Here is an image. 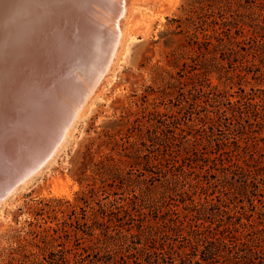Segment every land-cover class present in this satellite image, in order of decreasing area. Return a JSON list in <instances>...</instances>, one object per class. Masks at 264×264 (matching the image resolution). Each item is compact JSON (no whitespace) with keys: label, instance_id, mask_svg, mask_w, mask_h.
<instances>
[{"label":"rangeland","instance_id":"374dc122","mask_svg":"<svg viewBox=\"0 0 264 264\" xmlns=\"http://www.w3.org/2000/svg\"><path fill=\"white\" fill-rule=\"evenodd\" d=\"M135 1L128 0L131 12L127 14L123 27L126 37L118 49L117 59L111 65L108 80L105 79L101 85L104 86L102 94L91 96L86 115L75 119L69 136L62 140L55 156L42 162L39 172L29 176V183L10 195L5 200L7 202L0 204V264H90L97 258L106 262L109 254L120 262L121 257L131 254L132 250L135 253L134 248L141 250L146 247L145 239L144 244H140L137 238L131 237L138 233L140 220L144 221V225L161 224L159 244L165 250L150 249L148 254L140 252L139 262L182 264L178 252H190V243L186 232L167 233L162 221L158 220L168 209L178 210L182 214L180 220L186 225L189 222L184 218L186 214L198 216L199 223L206 226L216 227L227 222L238 225V219L230 218L235 205L239 206L238 209L245 205L251 220L264 218V173L257 180L240 178L242 175L234 177L232 173L229 178H223V171L214 170L212 163L205 160L193 163L192 167L184 166L183 171L179 169L176 172L179 178H173L171 174L166 178L164 167L165 158H170L172 154L177 156L195 148L211 152V145H232L234 142L240 144L241 150L232 153V158H236L237 154L246 158L255 154L264 162V77L255 79L260 72L253 67L256 64L264 71V54L260 48V44L264 43V0H249L248 3L247 0ZM208 5L214 6L215 12L220 10L227 16L233 13L236 16L233 22L238 24L239 29L245 33L252 30L258 32V42L251 41L247 45L248 52L233 56L236 61L231 63L225 42L219 45L214 40L219 47L213 54L215 59L208 63L213 64L211 73L203 76L205 67H210L204 65L206 58L202 57L197 60V69L193 74L181 73L183 62L194 52L189 46L188 29L178 27L181 20L188 16L196 17V11L204 15L209 11ZM92 14L89 22L95 19L100 20L96 25H105L100 35L95 36L98 42H94V47L98 48L95 47L94 51L90 48L92 52L89 50L85 66L81 65V60L74 61L79 63L75 68L79 67L80 71L76 75L77 70H71L69 74L75 72V75L66 77L62 89L70 87L73 81L81 82L88 76L92 77L90 75L100 66L111 47V38H108L111 17L100 15V12L95 14V11ZM144 18L151 19L152 26ZM141 20L146 23L145 26L141 24L143 27L139 25L143 22ZM204 28L208 34L214 35L218 26L208 23ZM232 30L235 37L242 39L236 28ZM190 31L193 32L192 29ZM87 34L92 37L94 33L88 31ZM199 37L202 39L201 34ZM241 73L245 78L237 77ZM7 85L0 83L3 88ZM240 87L251 93V97L262 107L260 116L250 113L251 108L248 104L244 105L245 102L241 107L245 112L243 119L232 116L229 110L235 106L230 101L238 99L240 94L235 92ZM217 91H230L234 96L218 98ZM6 93L9 99L15 97L14 92ZM217 99L221 100V104ZM14 102V109L13 105H9L13 112L6 115L13 117L14 121L13 118L11 122L7 120V128H10L0 135L2 139L9 137L6 133L14 131L16 117H19V114L15 117L18 101L15 99ZM1 115L4 116L3 111ZM211 117L215 118L214 125H209ZM2 124L0 120V127ZM35 132V129L29 132L32 145L43 140L42 132H36L38 136ZM247 145L250 150L244 149ZM51 154L53 152L46 159ZM225 159L228 157L225 156ZM60 174L69 179L68 185L61 187L54 182ZM254 181L260 185L258 195L251 193ZM246 186L249 196L243 191ZM93 189V194L85 199V193ZM0 192H3L2 188ZM181 194H185L184 203ZM148 195L154 196L155 205L149 201L146 204L142 202V196ZM136 196L139 199L136 200ZM131 199L138 202L137 209L127 208ZM201 203L206 205V211L199 210ZM260 211L262 214H259ZM166 217L179 220L173 214H166ZM242 221L247 222L246 218ZM238 227L244 231L242 226ZM257 236L260 240L264 239V233ZM243 242H246L245 238ZM232 243L229 242V251L223 249V255H232L235 261L242 262L245 260L242 256L249 254L250 249L257 250L256 246L244 245L234 249ZM90 245L95 249H90L88 255L85 248ZM204 248L200 247L196 259L202 261ZM83 254L85 260L82 262ZM215 257L211 260L213 264L223 260L220 256ZM105 262L103 264H113ZM256 262L264 264V259ZM129 263L135 264L134 259H129Z\"/></svg>","mask_w":264,"mask_h":264},{"label":"bare ground","instance_id":"6f19581e","mask_svg":"<svg viewBox=\"0 0 264 264\" xmlns=\"http://www.w3.org/2000/svg\"><path fill=\"white\" fill-rule=\"evenodd\" d=\"M129 2L128 0H0V83L8 84L5 88L2 87L3 85L0 86L2 87L0 88V98H2L0 114L2 111L4 113V116H0L3 122L0 135L2 136L4 131L10 128H7V125L13 117L7 116L9 112H13L11 109L14 107L15 99L18 101V105L15 106L17 108L15 117L18 114L19 117H16L18 119L13 126L14 131L10 130L11 133L6 134L17 136L15 134L23 129L29 130L28 133L33 129L36 132H42L40 127L41 125L44 127L41 141L44 151L42 156L23 177L11 183L12 185L7 189H3L2 193L0 192V204L7 202L5 200L10 195L28 184V179L31 178L29 176L39 172L42 162L50 161L55 156L61 143L69 136L75 119H81L86 115L91 96L94 94V97H99L102 94L104 86L101 85L105 79L108 80L111 65L117 59L118 49L126 37L123 27H125L127 14L131 12H129ZM94 11L95 14L99 12L100 15L105 14V17L107 14V17L110 16L112 19L111 24L108 23L111 47L107 50L105 58L102 50L104 59L102 58L103 62L93 71L95 75L90 71L92 77L87 75L88 78L82 80L83 82L76 80L70 83V87L62 89L60 82L63 83L66 77H74L80 71L79 67L75 68L79 66V63L74 61L81 60V63L83 62L81 65H86L90 48L94 51L96 47L94 42L98 38L95 40V36H99L105 26L96 25V22L100 20L94 19L95 23L89 22L91 20L89 16L92 13L94 15ZM151 19H146L149 24L152 23L149 21ZM141 24L146 25L144 21L139 22V25ZM88 31H93L92 37H88ZM101 47L99 46L100 49ZM94 55L93 52V57ZM93 57L92 59L95 60ZM74 68L77 73L69 74ZM83 74L86 75L87 72ZM98 87L100 88L97 89ZM6 91L14 92L15 97L9 99ZM2 94H6V99ZM9 105H13L12 108ZM30 135L31 133L29 137ZM59 136H61L60 140ZM34 138H36L35 135ZM6 139L0 137V146ZM29 141L31 144L32 141ZM51 152L53 154L46 159ZM54 182L61 187L70 183L69 179L62 174L54 178Z\"/></svg>","mask_w":264,"mask_h":264},{"label":"trees","instance_id":"16d2710c","mask_svg":"<svg viewBox=\"0 0 264 264\" xmlns=\"http://www.w3.org/2000/svg\"><path fill=\"white\" fill-rule=\"evenodd\" d=\"M249 0H247V3ZM209 8L204 15L203 13H198L196 11V17L188 16L184 20H181L182 23L178 28L186 27L188 29L187 33L189 38V46L192 48L193 54H190L186 60L183 62L181 67V73L182 72H188L193 74V72L197 69L196 68V62L197 60L202 57L206 58L204 65H209V60L215 59L213 57V54L217 51V48L219 47L216 43H214V40L218 41L219 45L224 43L226 44L227 48V54L229 57V61L232 63L236 60H233L236 55L244 54L248 52L247 45L251 41L258 42L256 39V36L258 35V32L255 30L248 31L247 33L244 32V30H241L238 28V24L233 22V20L236 19V16L231 13L229 16L227 14L221 12H215L213 10L212 5H208ZM222 9V8H219ZM220 19V20H219ZM209 20H211L209 22ZM218 20L220 22H218ZM208 23H212L216 26H218L217 29H214V35L208 34L206 28H204L205 25ZM233 28H236V32L238 33V36L241 35L242 39H238V37H235L233 35ZM264 30V27H262ZM190 29L193 30V32L190 31ZM202 35V39H200L199 35ZM226 37V38H225ZM260 48L263 50L264 54V43L260 44ZM212 55V56H211ZM209 58V59H208ZM211 58V59H210ZM229 62V63H230ZM264 63V62H263ZM211 65L209 67H205L203 76H208L211 73ZM254 68L258 72H260L259 76L254 77L255 79H262L264 77V71L261 70L259 66H256V64L253 65ZM247 72V70H242V72ZM195 76H200L198 74H195ZM237 77L239 78H245L244 75L238 74ZM193 78V75L191 76V79ZM216 90V88H215ZM256 91V90H255ZM235 94H240L238 96V99L234 102L230 101V104L235 106L234 108H231L229 111H231L232 116L235 118L239 117L241 120L244 117L245 112L242 111V103L245 102L244 105L248 104L250 113L255 114V116H260L262 114L261 106L258 102L255 101L254 98L251 97V93H248L244 88L240 87ZM234 96V94H231L230 91H217L216 96L219 98H228L227 96ZM229 100V99H228ZM245 100V101H244ZM217 102H220L221 100L217 99ZM209 125L215 124V118H209ZM211 144V143H210ZM212 150L211 152L205 151L206 149H199L195 148L193 151L185 150L184 152L178 154L177 156L171 155L170 158H165V177L169 178V174L173 175V178H179L176 174V172L181 169L184 170V166H191L194 164H198L200 161H208L212 163L214 170H222L223 171V178H229L230 173L232 175L238 176L242 175L240 178H253L257 180L260 176H263L264 173V162L260 160V158H257L255 154H251L250 158H246L245 156H242L241 154H237L236 158H232V153L241 150V146L238 142H234L232 145H228L225 143H218L216 145H211ZM249 145L247 147H244V149L250 150ZM243 149V148H242ZM261 152V151H259ZM225 156L228 157V159H225ZM174 160V162H172ZM211 171V169L209 170ZM233 177V178H234ZM253 190L252 195H258L261 192L259 182L254 181L253 183ZM244 194L249 196L248 186H246L244 189ZM94 189L90 190L88 193H85V199L89 194H93ZM186 194V193H185ZM185 194H181L180 197L183 199V203L186 202V199L184 197ZM188 195V193H187ZM135 199H139V196L135 197ZM135 199H131V202L127 204V208L137 209V206L139 205L138 202H135ZM142 202L146 204L145 202H153V204L156 202V199L154 196H142ZM214 201V200H213ZM212 205L219 208L217 204L213 203ZM209 203V202H207ZM155 205V204H154ZM199 210L206 211L207 207L205 204H200ZM124 208V206H122ZM239 206H234V213L230 218L238 219L240 223L238 225L242 226L244 228V231H241L236 223L227 222L224 224H219L216 227L212 226H206L204 223H199V218L196 215H184V218L188 219L189 222L186 225L185 222H182L180 220L182 214L173 208L168 209V211L163 213L161 216L158 217V220L162 221L163 227L167 230L166 232L170 231H180V232H186L187 236L186 239L190 243V252L182 250L181 252H178V254L181 257V263L182 264H203L202 261H205L209 264L211 263V260L215 259V256H220L221 260L215 261L214 264H257L256 260L258 259H264V239L260 240L258 238V234L264 233V218H259L258 220H251V216L248 214V211L246 209L245 205H241L240 209H238ZM254 208L256 206L254 205ZM127 209V210H129ZM262 211V210H261ZM259 212V214L261 213ZM141 214L147 215L145 212L140 211ZM104 213V212H103ZM167 215H175L178 217V221H176L173 218H167ZM262 214V213H261ZM246 218L247 222H243L242 219ZM144 221L140 220V223L137 225L138 233L132 234V238H137L139 240L140 244L143 243V239L146 240L145 246L141 250L134 248L136 251L135 253H132L133 250L130 252L131 254L122 256L121 261H117L112 254L108 255V260H101L100 258H95V261H92L90 264H103L112 262L113 264H130L129 259H134L135 264H142L139 262V253L143 252L148 254L147 252L151 249L156 250H165V247L161 244H159V235L161 230V224L157 222L156 225L148 224L144 225ZM156 226V228H154ZM164 232V233H166ZM166 233V234H167ZM244 238L246 239V242L244 241ZM257 241H260L257 246L255 243ZM229 242H233L234 249H240L241 245L244 246H256L257 250L250 249L249 254H246L242 256L245 260L235 261L232 255H223L224 250L226 249L229 251ZM254 244V245H253ZM118 246V245H117ZM201 246H205L204 250H202V261L196 259L197 253L200 250ZM97 248V247H96ZM171 250H174L173 246H170ZM95 249V246H88L85 248V252L89 254V250ZM232 253V251H230ZM143 255V254H141ZM85 255L83 254L82 262L85 260ZM225 259V260H224ZM151 264V263H150Z\"/></svg>","mask_w":264,"mask_h":264},{"label":"water","instance_id":"95a60500","mask_svg":"<svg viewBox=\"0 0 264 264\" xmlns=\"http://www.w3.org/2000/svg\"><path fill=\"white\" fill-rule=\"evenodd\" d=\"M60 85L64 86L62 82ZM41 127L43 132L44 127L42 125ZM28 131L27 129L18 131L15 134L17 136H9L0 146V190L7 189L12 182L23 177L42 154L43 149L41 143H38L39 140L36 141V145L29 144Z\"/></svg>","mask_w":264,"mask_h":264}]
</instances>
